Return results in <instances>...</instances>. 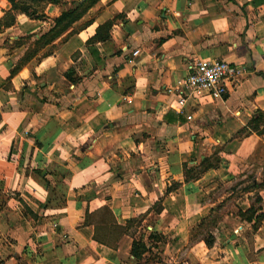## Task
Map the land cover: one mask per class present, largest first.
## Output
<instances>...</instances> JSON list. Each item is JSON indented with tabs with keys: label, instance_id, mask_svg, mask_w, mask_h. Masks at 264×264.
<instances>
[{
	"label": "crops",
	"instance_id": "obj_1",
	"mask_svg": "<svg viewBox=\"0 0 264 264\" xmlns=\"http://www.w3.org/2000/svg\"><path fill=\"white\" fill-rule=\"evenodd\" d=\"M58 1L0 0V264H264V0H94L15 71L85 0ZM213 59L240 72L187 121L165 90Z\"/></svg>",
	"mask_w": 264,
	"mask_h": 264
},
{
	"label": "built area",
	"instance_id": "obj_2",
	"mask_svg": "<svg viewBox=\"0 0 264 264\" xmlns=\"http://www.w3.org/2000/svg\"><path fill=\"white\" fill-rule=\"evenodd\" d=\"M239 72L235 65L220 59L196 61L189 67L184 79L177 82L173 89L168 88L165 91L168 95H176L179 112L190 121L192 117L184 114L188 103L206 97L221 100L228 93Z\"/></svg>",
	"mask_w": 264,
	"mask_h": 264
},
{
	"label": "trees",
	"instance_id": "obj_3",
	"mask_svg": "<svg viewBox=\"0 0 264 264\" xmlns=\"http://www.w3.org/2000/svg\"><path fill=\"white\" fill-rule=\"evenodd\" d=\"M10 6H11V12H15L16 14L25 15L26 17L35 18V19H42L44 18L41 15H38L34 10L30 9L28 6L23 5L17 0H5ZM92 1L94 0H85L77 7H72L68 9L67 11L63 12L61 16L54 20L52 28L45 34L41 35L38 40H36L33 45L35 46V49L27 55V57L24 59V61L14 68V70H18L20 66H22L25 62L30 60L34 54L38 51V49L45 44H50L51 42H54L61 38L62 34L71 26L73 22H75L82 14L86 11V9L91 5ZM44 2L50 3V4H62L58 0H45ZM11 12L5 13L4 17L0 19V30L3 28H7L14 23V15ZM111 25L110 22L105 23L103 26L98 28L96 34L94 37H92L90 40L87 41L88 45L93 44L95 41H103V37L105 35L106 37V31ZM257 201L260 202V198H257ZM253 212L252 208L248 210L245 215H249ZM259 215H257L256 218H258ZM205 244L208 246L210 245V241L208 239L204 240ZM143 249V246L139 243H133L132 247V256L135 261H139L141 259L140 250Z\"/></svg>",
	"mask_w": 264,
	"mask_h": 264
},
{
	"label": "rangeland",
	"instance_id": "obj_4",
	"mask_svg": "<svg viewBox=\"0 0 264 264\" xmlns=\"http://www.w3.org/2000/svg\"><path fill=\"white\" fill-rule=\"evenodd\" d=\"M17 1H19L25 6H28L30 9L34 10L38 15L43 10V8H45V4H46V2H44L45 0H17ZM25 43L26 41L21 40L19 43H17V46L19 47ZM24 49L19 53L20 55L18 56L19 58L17 60L18 61L17 64L19 65L24 61L27 55L30 54L35 49V46L28 47V48L26 47V49L25 50ZM262 169H263L262 167L257 166V167L246 170L243 174L244 177L240 176L231 185H226V186H223L217 189V195L219 196L223 194L224 191L233 189L235 191L234 197L242 198V194H243L242 192L246 191L247 189H253L255 186H257V185L255 186L253 185L254 183L253 180L256 178V174L261 172ZM262 176L263 177H260L261 182L258 184L260 187L264 186V172ZM257 198L258 196L256 193L251 197V200H253V203H255V205L257 204L256 206H258L259 205L258 203L261 202V201L258 202ZM159 263L165 264V262H162L161 258H159Z\"/></svg>",
	"mask_w": 264,
	"mask_h": 264
}]
</instances>
